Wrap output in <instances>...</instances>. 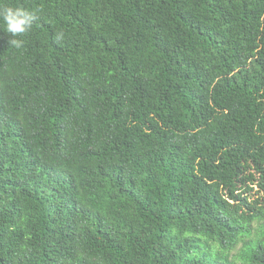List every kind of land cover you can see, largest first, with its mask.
<instances>
[{
	"label": "trees",
	"instance_id": "obj_1",
	"mask_svg": "<svg viewBox=\"0 0 264 264\" xmlns=\"http://www.w3.org/2000/svg\"><path fill=\"white\" fill-rule=\"evenodd\" d=\"M4 7L0 264H264V0Z\"/></svg>",
	"mask_w": 264,
	"mask_h": 264
},
{
	"label": "clouds",
	"instance_id": "obj_2",
	"mask_svg": "<svg viewBox=\"0 0 264 264\" xmlns=\"http://www.w3.org/2000/svg\"><path fill=\"white\" fill-rule=\"evenodd\" d=\"M42 9L29 11L24 7H4L0 9V17L6 24V31L11 37H22L29 33L34 23L39 19L38 12ZM65 38L63 32H58L55 39L61 43ZM9 44L16 48H22L24 41L22 39L12 38Z\"/></svg>",
	"mask_w": 264,
	"mask_h": 264
}]
</instances>
